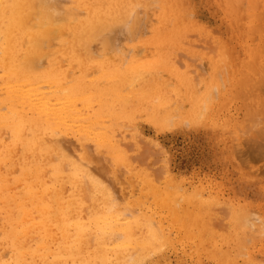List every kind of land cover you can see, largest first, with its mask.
Instances as JSON below:
<instances>
[{"label":"rangeland","instance_id":"rangeland-1","mask_svg":"<svg viewBox=\"0 0 264 264\" xmlns=\"http://www.w3.org/2000/svg\"><path fill=\"white\" fill-rule=\"evenodd\" d=\"M60 1L62 4L71 6L70 0ZM130 2L133 3L132 7L135 3L138 4L137 0H130ZM148 2L150 3L148 10L142 7L137 8V15L141 20L135 35H128L127 32L121 33L115 41L116 43L114 42L115 39L112 40L105 50H103L102 39L92 41L93 54L97 57L99 64L108 61L109 58L113 61L116 55H119V58L120 55L121 57L124 56V59L131 57L132 59L129 61H133L134 66L154 67L156 64L158 69L154 70L155 79L151 82L152 85L150 83L149 85L152 90L156 88L154 91H165L170 98V103L164 108V111L170 115L161 122H156L150 118L153 109L151 110L149 106L150 109H147L146 112L141 110L133 113L130 116V121L122 117L124 121L119 122L122 118H118V122L114 123V127L124 125V129H120L124 131H117L115 137H119L118 139L121 140H118V144H121L120 147L126 153L127 160L134 167L135 172H118L119 175L114 179L115 174L111 172L117 173L121 166L120 163L114 161L111 153L105 150L97 153L94 142L76 133L75 128L73 131H67L59 136L70 149L75 151L74 160H78V155L82 156L81 161H84L94 178L101 179L104 177L102 172L105 170L108 172L107 175L110 179L107 175L106 179L108 178L107 182L110 181V193L118 201L116 210L121 215L126 211H131L128 213L132 217L137 215L138 220L141 219L137 224H133L131 221L133 225H137L131 233L134 241H146L142 238H145L147 234L143 221L148 216L151 219L150 223L153 222L151 225L155 228V233L160 234L159 240L153 241L155 238L152 237V244L144 246L145 248L134 242L130 246L131 243L123 244V237L122 239L118 238L119 235L121 238L122 233L117 231V234L115 233L110 238L113 240L110 241L109 238H105L106 241L108 240L106 243L100 234L87 223L88 221H85L88 225V231L82 239L84 242L75 240L73 236H68L65 239L59 235H53L54 237L43 236L33 228L23 235L20 230L27 225L26 222L23 224L20 220H14V215L16 217L14 207L12 208L14 212L13 210L11 212V207H9L8 215L4 216L0 204L2 212H0V264H48L50 259H54V256L59 258L62 255L65 259L69 255L68 259H70V254L74 256L76 248H78L76 254L79 255L82 251L83 258L81 255L78 257L75 254L76 258L74 257L72 261L71 259L63 260L60 258L61 261H66L65 264H133L135 259L146 255L154 243L161 241L168 245L167 250L159 257V259L166 261V264H264V223H262L264 221V152L259 151L264 149V143L262 144L264 138L257 134V121L254 118L264 114V88L257 87L264 75L257 74L254 70L253 73L250 72L251 67L248 66L251 65H247L253 60L257 62V65L260 64L264 68V54L256 49L262 39H259L258 32L254 31L253 28L250 32L251 27H264V0H260L252 12L247 5L248 2L244 1V8L242 7L237 15L229 13L227 0H168L169 4L172 5H167L169 7H167L166 12L171 13L172 16L176 14L179 16L177 17L180 19L179 25L181 21L183 23L180 25L182 28L180 31L183 32L181 36L184 40L180 36L178 42L174 39L175 42H162V44L152 42L151 35L155 31L154 29L161 28L162 32L165 28L164 33L161 34L166 36L174 35L176 30L170 27L162 28L159 22V13L162 12L161 0H148ZM139 4L141 5V3ZM176 6H178L177 9H175ZM246 7L247 10L245 11ZM70 10L78 12L75 7ZM178 11L183 14H179ZM260 16L262 17L260 18ZM177 35L175 33L174 38H177ZM57 47H60V44L56 43L53 46V48ZM222 57L223 59L226 57V59L222 61ZM57 60L64 59L57 57ZM119 61V63L123 62L121 58ZM214 61H219L220 67L217 69L213 66ZM124 62L128 61L125 59ZM71 66L75 70L73 75L76 76L80 73L78 63L71 64ZM94 72L91 71L88 74V80L97 79L98 73ZM248 72L252 73L251 76ZM217 73L219 74L217 75ZM243 73H248L250 78L246 82L251 80L250 86H245V88H241L243 84L241 87L239 86ZM153 74V71H150L146 76L153 77ZM2 75L0 72V78ZM246 82L243 81V83ZM154 83L155 86H153ZM182 83L186 87L189 86V89L192 88L197 97L204 96L207 99L204 100L206 105L209 101L208 108L202 105L203 108L198 109L201 112L204 110L203 114L200 112L199 121L195 119L197 120L195 122L192 115L188 113L189 101L187 99H179L180 101L175 102L176 95L173 94L172 89L177 86L175 84L180 85ZM238 90L241 94L238 93ZM251 91L258 93L253 96ZM208 92L210 93L208 94ZM204 97L202 98L204 99ZM134 110L136 111V108ZM101 118L106 122L110 120V117H105L104 114ZM166 124H170L171 127H161V125ZM4 131L1 130L0 132V146L8 148L12 144L10 142L11 137L7 130ZM7 140L9 141L7 142ZM15 147L16 145L13 149ZM17 147L15 148L17 150L16 155L20 153V147ZM83 149L86 151L84 152ZM257 153L258 155H256ZM85 154L90 157H98L101 165H104L103 169H100L94 160H86ZM54 156V161H56L57 155ZM13 164L14 162L8 163V168L16 167L15 170L9 168L8 175L6 174L7 164L5 171L0 169V173L3 171L1 176L4 175L0 181L7 183L9 191L18 188L14 191L16 192L21 189L22 184L14 179L21 174V170L17 160ZM142 172L153 178L158 187L168 185L169 190L175 195V205H182L184 211L182 215L192 214L197 222L184 228L182 224L170 217L166 208L156 205L151 196L146 197L142 191L144 190L142 182L138 178V174ZM12 174H15L16 177ZM5 176L8 178L5 179ZM17 182L20 184L19 187H17ZM13 184L17 185L14 186ZM10 185H13L12 188L14 189H11ZM184 195H191L190 197L193 196L197 200H202V205L198 204L196 199L191 198V201L194 200L193 202L187 201L185 198L184 200L182 198ZM101 208L102 204L94 205L90 200H86L79 208L73 207L74 213L70 217L74 222L78 221L77 212L79 211L88 220L93 211ZM44 217L45 215L34 212L30 215L31 219L28 224L32 220L38 222L41 218L44 220ZM134 231H136L135 234ZM202 231H204L202 233L204 235L200 239L197 235H202ZM39 237L42 238L39 239ZM139 237L141 238L139 239ZM16 238L22 241H17ZM11 239L17 242H12ZM14 242L15 244H13ZM13 245L15 246L14 249ZM70 245H76V247L71 248ZM105 245L107 246L104 247ZM122 245L126 248L124 249ZM42 246L48 249L44 250ZM114 246L118 250L117 253L113 252ZM120 246L122 249L119 248ZM67 247L72 252H68ZM66 252L69 254L66 255ZM48 254H53V257ZM128 254L130 257H134L130 263ZM116 256L122 257L124 263H117ZM80 257L85 261H81ZM85 257L86 259L89 257V260H86ZM127 258L128 260H126ZM54 260H51L50 264L51 262L56 264ZM56 261L59 264H64L59 259Z\"/></svg>","mask_w":264,"mask_h":264},{"label":"bare ground","instance_id":"bare-ground-1","mask_svg":"<svg viewBox=\"0 0 264 264\" xmlns=\"http://www.w3.org/2000/svg\"><path fill=\"white\" fill-rule=\"evenodd\" d=\"M227 1L229 13L235 15H237L245 5L244 1L248 2L247 5L251 12L260 2V0ZM137 2L138 4L135 3L134 7H132L133 3H131L130 0H70L71 6L62 4L60 0H0V3L9 5V7H0V72L3 74L0 78V132L1 130L2 132L7 130L10 133V142L12 143L8 148L0 146V169H4L5 171V165L7 164L6 174L8 175V170L10 168H8V163L14 162L15 164V160H17V163H19L18 167L20 165L21 174L19 176L17 175V178L14 180L22 184V186H20L21 189L17 190L19 192L16 191V193L14 191L18 188L14 191H9L7 183L5 181H0V204L2 205L4 216L8 215L9 207H11V212L14 207V209H16V217L14 215V220H20L23 224L26 222L27 225L20 230L23 235L26 234L29 229L33 228L43 236L59 235L62 239L73 236L75 240L80 241L87 235V223H89L93 230L97 231L104 240L105 238H109L108 240L110 241L113 240L110 238H112L117 231L122 233L121 238L118 233V238L122 239L123 237V244L126 243L128 245L131 243L130 246L134 242L142 248H145L144 246L152 244V237L155 238L153 241L159 240L160 234H158V232L155 233V228L151 225L153 222L150 223L151 219H149L148 216L143 221L145 222L144 228L147 234L145 232L146 239L144 237L142 238L146 241H134L135 239L131 233H133V229L137 227V225L133 224H137L141 219L138 220L136 217L137 215L132 217L131 214L128 213H131V211L123 212L124 214L121 215L120 212L116 210L115 207L118 205V201L110 193V181L107 182L109 178L107 175L108 172H105L106 170L102 172V176H104L105 179L104 177H101V179L94 178L84 161H81L82 156L78 155V160H74L75 151L70 149L59 136L67 131H73L75 128L76 133L94 142L97 153L101 150L111 153L114 161L120 163L119 165L121 166V169L117 171V173H114L115 171L111 172L115 174L113 178L116 179L120 172H135L134 167L127 160L126 153L121 149V144H118L119 137H115L117 131H121V128L124 129V125L121 127L116 125L117 127H114V123L118 122L117 119L123 117L130 121V116L133 115V113L140 112L141 110L146 112L150 107L151 110L153 109V114L151 113L152 115L150 118L156 122H161L170 115L168 112L164 111V108L170 103V98L166 95L165 91H154L156 88L152 90L149 85V83L152 85L151 82L155 79V71L158 69L156 64L154 67H148L146 65L134 66L133 61H129L132 59L131 57H128V59L125 58L128 62H124V56L121 57V55L120 58L123 60L121 63H119V55H116L113 61L109 58L108 61L99 64L97 63V57L93 54L92 41L102 39L103 50H105L112 40L115 39L114 42L117 41L119 34L127 32L129 35V22L132 27L131 34L135 35L137 33L138 25H140L139 22L141 20L137 15V8L142 7L145 10L150 8L148 0H137ZM139 3H141V5ZM167 5H170L168 0H161L162 12L159 13V22L162 28L170 27L176 30L174 31V35L175 33L178 35L177 38H174L173 34V37L171 34H169L170 36H166L161 34L164 33L165 28H163L164 30L162 32L160 30L161 28H156L151 35L152 42L156 44H162V42L172 43L175 42L174 39L179 41L178 38H180L181 33H183L180 31L182 30L180 26L183 25L182 21L179 25L180 19L177 18L179 16H177V14L172 16L170 15L171 13L166 12L167 7H169ZM74 7L78 12L70 10ZM177 8L178 6L175 7V9ZM246 10L247 7L245 11ZM261 17L262 16H260V18ZM185 28L187 27L185 26ZM252 28L254 31L258 32L259 39H262L256 49L264 54V27H251L250 32H252ZM177 30H179L180 33L177 32ZM181 38L183 39L182 36ZM56 43L60 44V47L53 48ZM115 48L117 47L115 46ZM260 56L259 58H261ZM57 57H62L64 60L59 61ZM221 59L223 61L226 57H224V59L222 57ZM251 62L254 63H252L253 66ZM251 62L247 64L251 65L248 66L249 68L251 67L250 72L254 70L255 73L264 75L263 66L260 64L257 65L256 61L252 60ZM77 63L80 65V73L75 76L73 75L75 70H73L71 64ZM213 66L216 69L220 67L219 61H214ZM91 71L98 73L97 79H87ZM150 71H153V77L146 76ZM248 73H243L241 76V80L239 81L240 87L243 84L241 88L250 86L251 80L246 82L249 78ZM252 73H249V75L251 76ZM218 74L219 73H217V75ZM242 80L247 84L243 83ZM261 80L262 81L257 84L258 88H264V78ZM175 85L177 86L173 87L174 90L172 89L173 94L176 95L175 102L179 99H187V101H189V108H187L188 113L192 115L194 120L200 118L201 111L198 109H200L202 105L208 108L207 105H209V101H207L206 105L204 100L207 99L202 96L204 97L203 99L200 94V96L197 97V95H195L196 93H193L192 88L189 89V86L186 87L184 83ZM153 86H155V83ZM208 89H206V91H208ZM251 92L253 93L254 91ZM209 93L210 92H208V94ZM238 93L241 94L239 90ZM255 93L258 92L255 91ZM255 93H253V96ZM135 108L136 111L134 110ZM203 111L204 110H202V112ZM256 112L255 114H257ZM103 114L105 117H110V120H112H109V122L108 120L107 122L106 120L103 121L101 118ZM123 118L119 120V122L124 121ZM254 118H256L257 121L256 132L259 136L262 135L264 138V114ZM196 121L197 120H195V122ZM123 131L124 130L121 132ZM8 141L9 140H7V142ZM258 142L260 143L261 141ZM263 143L264 142H262V144ZM14 145L20 147V153L18 155H16V147L13 149ZM262 150L259 151L264 152V149ZM85 151L86 149L84 152ZM54 155H57L56 161H54ZM253 155H255V153ZM256 155H258V153ZM84 158L86 160H94L96 164L99 165V168L103 169L104 165H101L102 163L98 157H90L88 154H85ZM255 158L259 160L258 157L255 156ZM13 167L14 166L10 169L15 170L16 167ZM1 173H3V171H1ZM1 173L0 180H2V176L4 177V175L1 176ZM106 175L108 177L107 179ZM6 176L5 179L8 178ZM138 178L142 182V188L144 189L142 191L144 195L146 197L151 196L156 205L166 208L170 217L182 224L184 228L192 226L197 222V219L192 214L182 215L184 212L182 205H175V195L169 190L168 185L158 187L155 180L143 172L138 174ZM13 185L16 186L15 184ZM13 185H10L11 189H14L12 188ZM19 185L20 184H18L17 187H19ZM190 196L184 195L182 198H185L187 201H191V198L196 199ZM86 200H90L94 205L102 204V208L93 211L88 220L81 214L82 212L78 211V221L74 222L72 217H70V215L74 213L73 207L77 206V208H79ZM195 201L202 205V200L196 199ZM34 212L45 215L44 220H41L42 218L39 222L32 220V223L30 222V224H28L31 219L30 215ZM85 221L88 222L86 223ZM203 232L204 231H202L201 234ZM135 233L136 231H134V234ZM203 235L204 234L197 236L201 239ZM22 237L25 238L24 236ZM40 238L42 237H39V239ZM140 238L141 237H139V239ZM16 240L18 241L19 239L16 238ZM107 241L105 240L104 242L107 243ZM82 242L84 241L82 240ZM13 244H15V242ZM21 245H19V247H21ZM70 246L71 248L76 247V245ZM106 246L107 245L104 247ZM122 246L119 248L122 249ZM17 247L16 249L18 250ZM114 247L115 249L112 251L117 253L118 250L116 246ZM14 248L15 246L13 245V249ZM57 248L55 249L56 251ZM67 248L69 250V247ZM125 248L126 247H124V249ZM47 249L44 248V250ZM77 249L78 248L75 250V254ZM15 252L17 253L16 250ZM68 252H72V250ZM81 253L83 252L81 251ZM81 253H79V255L77 253L76 255H78V257L81 255L83 258V254ZM67 254L69 253L66 252V255ZM75 254L74 256L70 254L71 261L76 256ZM51 255L49 256L53 257V254ZM128 255L127 256L130 257V254ZM68 257L65 259H68ZM55 258L58 257L54 256V259ZM60 258L65 260L64 257L61 255L58 259L65 264L66 261H61ZM82 258L80 257L81 261L84 262L85 260H82ZM133 258V256L129 258V263ZM54 259H50V261ZM87 259L89 260V257H87ZM56 260L54 261L57 264L58 261ZM126 260H128V258ZM50 261L48 264H50ZM116 262L124 263V259L116 256Z\"/></svg>","mask_w":264,"mask_h":264},{"label":"snow or ice","instance_id":"snow-or-ice-1","mask_svg":"<svg viewBox=\"0 0 264 264\" xmlns=\"http://www.w3.org/2000/svg\"><path fill=\"white\" fill-rule=\"evenodd\" d=\"M0 7H9V5H4L0 3ZM129 34L132 32L131 23L129 22L128 25ZM161 127H171L170 124L161 125ZM163 156V154H162ZM264 223V221H262ZM168 245L165 244L163 241L159 243H154L146 255L141 256L133 261V264H166V261L159 259L164 252L167 250Z\"/></svg>","mask_w":264,"mask_h":264}]
</instances>
